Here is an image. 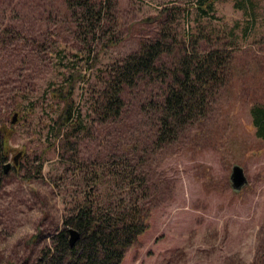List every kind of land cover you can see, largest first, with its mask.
<instances>
[{"label":"rangeland","instance_id":"374dc122","mask_svg":"<svg viewBox=\"0 0 264 264\" xmlns=\"http://www.w3.org/2000/svg\"><path fill=\"white\" fill-rule=\"evenodd\" d=\"M195 1L117 0V24L109 34L113 44L94 42L91 58L85 59L62 0H0V30H19L13 40L0 41V110L9 109L0 175L1 264H33L63 227L75 199L84 190L94 192L87 185L92 164L119 161L145 174L152 205L147 229L121 264H258L263 259L264 139L256 135L250 109L264 104V0L252 25L235 0L217 1L214 17L201 18L226 45L234 29V58L207 117L179 131L176 141L158 145L151 138L141 108L144 91L127 93L117 122L86 118V88L96 69L135 50L164 7L180 9L175 24L186 33L196 22ZM75 70L82 72L75 77V107L93 123L66 151L52 130L58 107L50 90L63 81L62 72ZM18 103L21 109L13 110ZM6 163L10 167L4 172ZM233 166L246 178L238 190L230 180ZM114 190L120 185L114 183Z\"/></svg>","mask_w":264,"mask_h":264},{"label":"trees","instance_id":"16d2710c","mask_svg":"<svg viewBox=\"0 0 264 264\" xmlns=\"http://www.w3.org/2000/svg\"><path fill=\"white\" fill-rule=\"evenodd\" d=\"M217 1L196 0V22L183 34L175 24L180 9L162 8L151 34L139 39L135 50L96 69L93 83L86 88L90 95L86 118L93 116L94 122L100 124L121 120L127 93L137 90L147 93L141 108L148 115L150 136L158 145L176 141L179 131L204 120L229 80L234 58V29L226 45L200 22L201 18L214 17ZM260 1L235 0V7L243 10L250 25ZM116 3L117 0H62L74 30L73 38L79 39L85 59L91 58L94 42L103 47L113 44L114 36L109 34L117 24ZM0 35V41L13 40L19 30L3 27ZM60 51H66L65 47L61 46ZM81 73L62 72L63 81L54 83L50 90L58 107L52 130L60 136L61 150L74 149L76 136L87 132L93 123L87 122L81 109L75 107V77ZM16 109H21L19 103L13 108ZM250 113L256 135L264 139V104L253 105ZM8 115V108L0 110V175L8 149ZM124 162L92 164L87 185L94 192L84 190L75 199L64 215L63 227L51 236L50 245L40 249L33 264L122 263L126 250L147 229L152 210L145 174ZM41 168L39 162L36 172L40 173ZM114 183L120 185V190H114ZM70 228L80 234L73 245L69 243ZM262 258L258 264H264V254Z\"/></svg>","mask_w":264,"mask_h":264},{"label":"water","instance_id":"95a60500","mask_svg":"<svg viewBox=\"0 0 264 264\" xmlns=\"http://www.w3.org/2000/svg\"><path fill=\"white\" fill-rule=\"evenodd\" d=\"M16 117H17V114H14L13 118H12V122L15 121ZM17 156L18 155H16L14 157L15 162H16ZM9 167H10V163H6L4 165V172H7ZM230 180L232 182V187L235 190H238L239 188H241L242 185H244L246 183V178L243 174V170L239 166H233L232 172L230 175ZM79 235L80 234L77 230H75L73 228L69 229V243H70V245H73L76 242Z\"/></svg>","mask_w":264,"mask_h":264}]
</instances>
